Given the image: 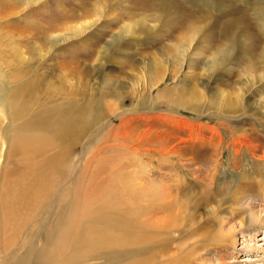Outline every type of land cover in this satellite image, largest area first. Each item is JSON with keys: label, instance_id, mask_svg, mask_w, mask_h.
<instances>
[{"label": "rangeland", "instance_id": "obj_1", "mask_svg": "<svg viewBox=\"0 0 264 264\" xmlns=\"http://www.w3.org/2000/svg\"><path fill=\"white\" fill-rule=\"evenodd\" d=\"M50 1L42 4L48 8L53 2ZM96 1L61 0L52 3L53 11L56 13L58 6L70 12L66 30H71L97 17ZM107 1L109 6L99 14L98 21L107 15L119 14L127 4V0ZM116 4L120 7L111 9ZM84 7L87 10L83 13ZM97 22L90 31L100 28ZM7 29L3 25L0 32ZM88 30L64 42L63 47L56 46L51 55L60 52L55 60L64 61L70 56L61 59L63 55L94 49L92 45L84 47L82 44L93 35ZM29 41L33 49L36 39ZM124 41L132 42V46L119 45L106 55L100 54L101 49L97 48L93 58H86L87 64L81 63L82 92L87 89L92 94L97 93V100L87 106V115L92 118L96 112L104 114L105 107L113 109L116 105L117 108V104H122L120 111L133 106V112L100 118L101 121L113 119L111 130L102 124V128L90 136L85 148L86 138L82 139L75 155L83 156L87 152L85 164L88 165L82 168L83 192L90 191V185L99 179L104 189L114 192L110 209L107 206L102 211L108 214L88 223L82 250L87 245L89 227L115 224L120 227V233H125L128 242L113 253L103 250L82 255L81 264H125L127 260L130 264H264V108L260 105L264 104V77L239 75L235 73V65H229L231 74L210 75L197 61L192 63L185 58L175 62L170 58L163 62L169 56L162 57L159 50L148 46L149 43L134 42L130 38ZM196 54L190 50L185 57ZM152 57L159 59L163 70L159 81L153 80L154 73L148 72ZM42 61H29L31 76ZM59 69L55 62L51 79L54 86L62 79L57 72ZM145 73L150 74L153 82L148 83L141 94H136L137 87L146 82ZM77 83L71 78L67 81L68 86ZM178 85L179 89L187 85L195 88L186 109L170 106L163 99L153 102L155 94ZM240 86H244L242 91H239ZM101 91H108L105 98H99ZM88 95H82V105ZM143 105H147V110ZM124 117L128 118L125 127L122 125ZM4 125L1 118L0 170L6 161V150L1 143ZM116 135L123 139L115 138ZM87 173L91 175L86 177ZM150 188H157L162 195L161 207L153 206L152 215L146 208L147 196L144 197ZM86 190L82 200L90 194ZM112 207L122 209L121 219L115 220L110 215L109 211H116ZM254 212H258L262 222L250 221L249 216ZM121 221L124 227L118 224ZM76 231L82 233V225ZM228 232H231L230 237L224 236ZM67 254L64 252L62 256ZM87 257L90 259L85 260ZM12 258L13 264H17L21 256Z\"/></svg>", "mask_w": 264, "mask_h": 264}, {"label": "bare ground", "instance_id": "obj_2", "mask_svg": "<svg viewBox=\"0 0 264 264\" xmlns=\"http://www.w3.org/2000/svg\"><path fill=\"white\" fill-rule=\"evenodd\" d=\"M43 1L46 0H0V27L8 28L4 33L1 31L3 34L0 32V117L5 121L1 143L6 150V161L0 170V264H13L12 257L16 255L21 256L17 264H81L82 255L103 250L113 253L128 242L125 233H120V227L115 224L89 227L87 245L82 250V242L86 240H83V233L88 223L108 214L102 211L107 206L110 209L114 192L104 189L99 179L90 185V191L85 189L90 194L82 200L85 192L82 168L87 152L83 156L75 155L77 147L86 138L85 148L90 136L96 134L102 124L111 130L113 119L105 121V117L133 112V106L120 111L122 104H117L114 110L105 107L104 114L96 112L94 118L87 115V106L97 100V93L92 94L87 89L82 92L80 68L81 63L89 62L86 58H93L97 48L101 49L100 54L106 55L119 45L131 47L132 42H122L130 38L134 42L149 43L148 46L159 50L161 56H169L163 62L170 58L175 62L191 59L190 62H199L203 71L210 75L231 74L229 65H235V73L239 75L264 77V38H260L264 37V0H127L119 14L107 15L100 21L99 14L109 3L97 0V17L71 30H66V23L71 20L70 12L58 6L56 13L53 11V4L61 0L50 1L53 4L48 8ZM114 7L120 6L112 5L111 9ZM86 10L84 7L83 13ZM124 18L129 21H123ZM96 22L100 28L90 31ZM87 30L93 35L82 44L84 47L92 45L93 51L80 50L60 57L70 56L67 61L55 60L60 53L51 55L56 46L63 47L64 42ZM29 39H36L33 49H30ZM190 50L198 54L185 57ZM152 58L148 72L154 73L153 80L159 81L163 70L159 59ZM37 59L43 61L31 76L29 61ZM55 62H58L57 72L62 79L54 86L51 79ZM225 66L227 68H223ZM70 78L77 80L76 86H68ZM145 79V84L137 87L136 94H141L152 81L148 73ZM243 88L240 86L239 91ZM194 91L192 85L181 89L178 85L155 94L153 102L163 99L170 106L186 109ZM107 94L108 91H101L99 98ZM183 94L188 97L184 98ZM82 95L89 96L83 105ZM260 105L264 108L262 102ZM143 106L147 110V105ZM102 117L105 122L101 121ZM127 120V117L122 120L124 127L128 125ZM161 196L157 188L146 191L144 197L149 215L155 209L153 206L161 207ZM112 208L116 211H109L110 215L119 220L122 209ZM255 212L249 216L250 221L260 223L259 214ZM118 224L125 226L124 221ZM80 225L82 233H77ZM230 235L228 232L224 236ZM64 252L68 254L62 256ZM124 263L130 264L128 260Z\"/></svg>", "mask_w": 264, "mask_h": 264}]
</instances>
